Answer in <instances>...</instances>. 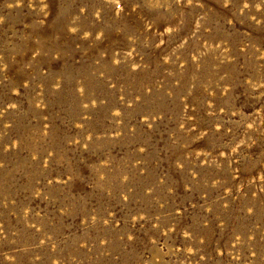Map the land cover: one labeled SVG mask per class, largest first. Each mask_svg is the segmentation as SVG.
Returning <instances> with one entry per match:
<instances>
[{"label": "rangeland", "instance_id": "obj_1", "mask_svg": "<svg viewBox=\"0 0 264 264\" xmlns=\"http://www.w3.org/2000/svg\"><path fill=\"white\" fill-rule=\"evenodd\" d=\"M0 264H264V0H0Z\"/></svg>", "mask_w": 264, "mask_h": 264}]
</instances>
